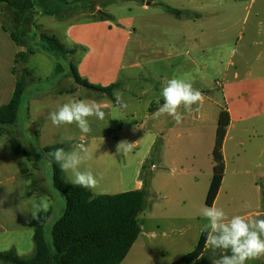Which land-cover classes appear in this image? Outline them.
I'll list each match as a JSON object with an SVG mask.
<instances>
[{"label":"crops","instance_id":"crops-1","mask_svg":"<svg viewBox=\"0 0 264 264\" xmlns=\"http://www.w3.org/2000/svg\"><path fill=\"white\" fill-rule=\"evenodd\" d=\"M157 1L145 0L141 9L147 10L149 5ZM185 1L189 6L194 2L195 8L183 6L180 10L175 9L180 11L179 15L169 13L174 22H180L179 46L186 48L183 55L177 54L176 48L172 53L171 46H168V51L156 46L147 47L137 37V28H133L131 20H128L126 26L129 30L126 32L109 28L107 34L105 23L74 21L67 24L60 38L62 42L57 38L67 50L87 48L77 69L79 77L85 81L95 77L93 70L97 68L96 65L101 59H108L113 49L118 55L113 74L102 71L99 80H91L93 85L103 87L117 84L112 92L114 101L89 92L83 97L75 96V99L96 101L105 112L104 120L88 118L92 130L86 135L75 125V143H83L92 153L91 159L81 165L82 170L88 168L98 177L103 176L97 188L88 189L93 195L122 194L143 187L147 192L145 208L137 217L140 234L121 264H150V261L161 264L165 257L167 259L163 260V264H172L195 248L203 225L207 223L200 210L205 206L212 177L211 155L221 109L227 111L229 125L221 148L224 174L213 204L222 194L225 202L233 203L236 200L235 192L251 189L256 192L253 199L259 204V190L264 191V8L256 9L255 20L248 24L244 21L249 8L243 5L242 0L232 1L229 7L219 9L211 3L212 0ZM111 5H106L103 10L96 7L87 19L99 11L112 16L108 11ZM167 7L171 8L166 5L164 9ZM208 7L212 10V18L209 22L200 23L204 20L202 9ZM224 9L228 16L226 28H223L224 21L218 18L219 13L224 15ZM240 9L244 14L243 23H239V18L235 21ZM33 15V20L43 16L40 12ZM229 20L232 24L228 23ZM31 24L26 32L28 36L35 33V26L33 22ZM140 28L144 29L142 25ZM19 29L25 30L21 26ZM98 30L100 39L96 41ZM0 32L6 34L7 38L1 24ZM111 32L119 35V41L115 42L116 36L111 35ZM8 42L14 48L13 52L8 51L11 65L9 72L6 77L0 73V95H7L10 100L18 77L16 72L12 73L13 69L15 71L14 60L18 53L25 52V48L15 45L11 40ZM147 48L156 51L149 63L150 69L145 70L141 57ZM6 52L0 35V58ZM89 64L91 67H88ZM134 69L141 72L134 74ZM173 77L191 82L203 94V100L193 106L192 112L180 109L183 115L180 124L168 115L155 117L153 114L157 108L149 112L151 105L163 101L161 93L157 92L156 82H161L162 89ZM116 91L122 93L126 108L121 109L116 104L113 95ZM77 92H80L79 89L64 96L73 98ZM121 141L136 142V146L125 156L123 150L120 153L117 148ZM157 144H160V154L148 169L149 182L145 186L139 176L143 164ZM1 152L4 153V150L0 146V155ZM11 164L15 166L11 175L15 181V159ZM226 173L231 176L230 186H226ZM257 183H260L259 187ZM40 188L37 187V191L27 195V198L33 195L36 200L44 197L46 192H41ZM16 199L17 196L13 195L7 216L0 215V232H16L17 224L30 222L33 217L32 207L26 201ZM258 213H264V209L243 215L256 216ZM176 230L181 231L182 238L173 241L165 239L168 232ZM209 249L205 246L199 258L189 264L204 259ZM247 264H253L252 260Z\"/></svg>","mask_w":264,"mask_h":264},{"label":"rangeland","instance_id":"rangeland-1","mask_svg":"<svg viewBox=\"0 0 264 264\" xmlns=\"http://www.w3.org/2000/svg\"><path fill=\"white\" fill-rule=\"evenodd\" d=\"M106 1V0H102ZM108 1V0H107ZM137 0H114L111 6L108 8L109 13L112 15L110 18L104 17L91 18V12H94L96 7L103 10L101 3L93 4L92 9L84 6V0H43L44 7L50 10L61 12L58 16H39L35 17L33 20V13L30 19L24 26L25 31L29 30L31 22L35 23L34 32L55 34V36L60 39L64 32L67 24L70 22L86 23L89 21H95L99 23H105L107 27L105 28L106 34L110 29H120L126 32L129 30L127 28L128 20L133 23V28H137V37L144 41L145 45L148 47L150 45L160 49L169 50L168 46H171L172 53L173 49H177V54H184L186 48L179 46V25L180 22H174V18L165 12L164 6H170L174 9H182V7L189 6L185 0H179L177 2L169 0H158L156 3L148 6L147 10H142V1ZM235 0H212L211 3L215 4V8H227ZM243 5L249 8V13L246 15L245 23L250 24L255 20L254 13L258 8H264V0H242ZM251 2V3H250ZM68 3V5H64ZM246 3V4H245ZM250 3V4H249ZM189 7L195 8V3L191 2ZM247 10V9H246ZM222 11V10H221ZM226 12V10H223ZM35 12H39L36 8ZM245 13V12H244ZM97 14V13H95ZM212 10L208 7L202 9L201 16L204 20L200 23L209 22L212 18ZM221 21H224L223 28L228 25L226 20L228 18L227 14H220L218 17ZM230 18V17H229ZM239 20V23H243L244 14L242 9L235 16V21ZM231 19V18H230ZM20 19L11 16L10 11L1 12L0 11V24L3 25L8 32H14L15 27L19 24ZM229 24L232 21L229 20ZM143 22V23H142ZM237 22V21H236ZM32 25V24H31ZM140 25L144 29L140 28ZM199 25V24H198ZM110 28V29H109ZM133 30V29H132ZM116 36L115 42L119 41V35L115 32L110 33ZM226 34V33H225ZM229 34H231L229 32ZM1 44H5L7 52L2 53V58H0V73L3 77H6L10 69V62L8 54L10 51L13 52V44L10 41L9 34H1ZM135 39V35L132 36ZM100 39L99 30L96 34V41ZM102 39V38H101ZM33 44V43H32ZM75 55L70 58V62L75 66L77 72L78 67L83 61V57L86 51V47H77ZM2 51V50H1ZM9 51V52H8ZM156 49L150 48L146 49L142 54L141 59L143 60V65L145 70L150 69L151 59L155 56ZM171 53V54H172ZM141 54V55H142ZM129 55V53H128ZM118 55H116V49H113L108 59H101L96 65V69L93 70L95 77L88 79L86 82L93 85L91 80L94 82L99 80V76L102 71H110L113 74L117 66ZM15 64V63H14ZM88 66V65H87ZM55 60L43 53L36 52L29 56L27 63L23 65L20 62L15 64V72L17 76L23 75V68L27 69L29 73L27 75V86L22 95L21 104L17 114L16 125H13L4 131L12 132L18 140L19 145L23 149V153L20 155H14L12 150L7 144V136L3 133L0 136V146L4 153L1 152L0 155V215L7 216L9 208H11L13 195L17 196V201L28 203L32 208V214L35 213H49L48 219L43 228V237L46 243L50 245L51 243V229L54 223L60 218L64 211L65 203L63 196L55 190L52 184V166L47 153L44 149L47 147H62L65 151H70L71 147L75 143V124L72 125H61L59 127L52 124L48 116L51 112L56 111L59 106L63 103L69 101L70 99H75V96L83 97L88 91L81 87H76L74 85L73 79L70 77L67 71L62 74H56L54 72ZM88 67H91L89 64ZM152 67V66H151ZM25 69V70H26ZM141 70L134 69L133 73H140ZM79 76V74L77 73ZM97 76V77H96ZM155 84V83H154ZM98 87H103L101 85H95ZM155 86L157 87V92L161 93V82L157 81ZM72 87L79 89V93L74 94L73 98L69 96H64L67 94L66 91ZM9 97L7 95H0V106L8 103ZM77 130V129H76ZM34 132H37L35 135ZM61 136L68 137L66 143H58L57 141ZM77 140V139H76ZM79 142V141H78ZM160 150V144H157ZM16 162V173L15 181L12 179V171L15 166L11 164L12 160ZM9 161V162H8ZM59 165V164H58ZM60 167V166H59ZM9 171V172H8ZM63 183L64 185H73L70 181L71 173L62 171ZM231 176L226 173L225 180L226 186H230ZM149 182V181H148ZM147 182V184H148ZM260 186V183H257ZM37 187L46 192V195L41 199L36 200L35 195L33 197L27 198ZM148 187V186H147ZM149 191V187L147 188ZM260 189V188H259ZM39 191V189H38ZM261 194V203H257L255 199L256 192L251 189L250 191H237L235 192V201L228 204L224 201L223 194L220 196L216 205L222 207L229 217L233 215H243L249 212L256 211L258 209H264V191L259 190ZM43 196V195H42ZM254 196V197H253ZM250 205V206H247ZM259 205V206H258ZM3 221V220H2ZM31 222V221H30ZM27 221L26 223L17 224L16 232H0V252H7L9 249L14 248L16 255L27 261L30 259L33 253L34 245L32 240L33 230L31 223ZM165 237L167 240H178L182 238L181 231L168 232ZM230 254L229 251L223 249H212L206 252L205 258L196 262V264H208L214 258L219 259L223 255ZM167 257L162 259L166 260ZM264 264V258L256 259ZM255 260H253L254 262ZM153 264V262H149Z\"/></svg>","mask_w":264,"mask_h":264},{"label":"trees","instance_id":"trees-1","mask_svg":"<svg viewBox=\"0 0 264 264\" xmlns=\"http://www.w3.org/2000/svg\"><path fill=\"white\" fill-rule=\"evenodd\" d=\"M101 3L103 7L112 3L114 0H84V6L92 9L93 4ZM144 2L145 0H139ZM68 5V3H64ZM39 9L40 15L58 16L61 9L50 10L43 5V0H0L1 12L7 10L16 16L19 25L14 32L1 25L3 32L9 34L10 40L17 46L24 47L25 52L18 53L14 63L25 65L29 56L36 52L43 53L55 60L54 72L62 74L68 72L73 79L75 88L81 87L89 93L102 95L114 101L113 90L117 84L107 87H98L87 83L81 79L75 70V66L70 62L76 49L67 50L53 34L33 33L28 36L24 27L30 19L31 14ZM173 15H179L180 11L165 8ZM92 13V12H91ZM34 14V13H33ZM110 18L109 15L99 11L92 18ZM34 26L35 23H33ZM33 43V44H32ZM23 68V75L18 76L14 90L7 104L0 106V136L4 133L7 136V144L14 155L23 153L22 147L12 132L4 131L16 125L17 114L21 104L22 95L27 86V69ZM13 74L15 71L13 69ZM75 88L72 87L67 94H73ZM160 101L149 108V112L158 108ZM229 125V115L226 110L221 109L218 114L215 141L212 150V177L205 198V205L211 206L218 194L219 187L224 174V162L221 154L223 139ZM37 135V132H34ZM155 145L149 159L142 166L139 178L146 186L150 172L149 167L153 165L160 150ZM60 147H47L45 153L54 151ZM52 166V184L64 198V211L60 218L54 223L51 229V243L45 242L43 228L48 219L49 213H37V218L32 217L31 227L33 230V253L29 260L20 259L14 248L7 252H0V264H121L127 256L129 250L140 234V225L137 217L144 210L146 205L147 192L145 187L115 195H93L88 189L76 185H64L62 170L59 165L50 159ZM264 218V217H263ZM207 233L202 231L195 248L188 254L182 256L172 264H189L197 260L203 253L206 246ZM253 264H261L255 260Z\"/></svg>","mask_w":264,"mask_h":264},{"label":"clouds","instance_id":"clouds-1","mask_svg":"<svg viewBox=\"0 0 264 264\" xmlns=\"http://www.w3.org/2000/svg\"><path fill=\"white\" fill-rule=\"evenodd\" d=\"M113 95L121 109L127 107L122 93L116 91ZM161 96L163 103L158 104L157 111L153 115L157 118L168 115L177 124L183 121L181 108L186 112H192L193 106L203 100L202 92L194 88L191 82L177 77L167 81L161 89ZM89 117L105 119V112L100 104L93 100L70 99L56 111L51 112L48 119L57 127L75 124L80 132L86 135L92 130ZM112 119L123 120L117 117ZM68 139L70 138L61 136L57 142L63 144ZM135 146L136 142L121 141L117 148L120 153L122 149V154L126 156ZM47 156L59 164L62 171L71 173L70 181L73 185L95 189L103 179L102 175L98 177L91 169L82 170L81 165L92 157L89 148L83 143L73 144L70 151H65L62 147L56 148L48 152ZM200 214L207 221L202 229L207 233L206 246L230 252L213 261L212 264H247L250 260L264 258V218H261L264 217V213H258L256 216L237 214L229 217L222 207L214 203L211 206H203ZM33 217L37 218L35 213Z\"/></svg>","mask_w":264,"mask_h":264},{"label":"built area","instance_id":"built-area-1","mask_svg":"<svg viewBox=\"0 0 264 264\" xmlns=\"http://www.w3.org/2000/svg\"><path fill=\"white\" fill-rule=\"evenodd\" d=\"M153 168V167H152Z\"/></svg>","mask_w":264,"mask_h":264}]
</instances>
